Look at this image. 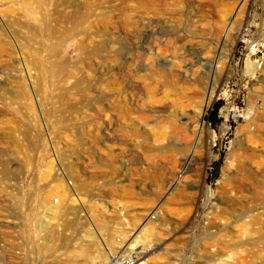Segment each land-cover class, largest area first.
<instances>
[{
    "label": "rangeland",
    "instance_id": "rangeland-1",
    "mask_svg": "<svg viewBox=\"0 0 264 264\" xmlns=\"http://www.w3.org/2000/svg\"><path fill=\"white\" fill-rule=\"evenodd\" d=\"M184 53L197 83L179 77ZM52 59L63 77L43 72ZM153 77L161 97L164 82L206 87L188 121L210 132L190 152L154 141ZM251 102L264 110V0H0V264H94L144 233L146 264H264V172L225 168L251 152L237 138ZM169 151L189 155L182 172Z\"/></svg>",
    "mask_w": 264,
    "mask_h": 264
},
{
    "label": "bare ground",
    "instance_id": "bare-ground-1",
    "mask_svg": "<svg viewBox=\"0 0 264 264\" xmlns=\"http://www.w3.org/2000/svg\"><path fill=\"white\" fill-rule=\"evenodd\" d=\"M66 22H68V21H66ZM56 47L53 46V47L49 48L50 49L49 52H50V55L52 57L54 55H56ZM187 51H185V53ZM185 53L182 54V60H180V59L178 60V61H180L179 62L180 63L179 64V68H180L179 70L181 71V76H179V77L181 79H182V77L187 78L188 72H191L192 78L197 83L199 81L197 78V72H196V70L191 69L192 67L187 68V65L185 64V61H184V58H186ZM31 65L34 68H38V69L40 68L37 65V62H32ZM176 67H177V64H176ZM43 72L52 76V77H59L60 75L63 77V74H64V70H63L62 65L56 59H52L50 61L49 66L43 69ZM145 79H144V81H145ZM153 81H154V77H153L151 83L144 84V86H142L143 87L142 90L145 92V94L149 100L148 106H149L150 110H151V108H155V109L160 108V109H163L164 111H166V113H167V115L165 114L166 120L162 122L163 123L162 125L160 123L159 128L155 131V133H156L155 138H154L155 142L156 141L159 143L161 142V144H162V142H164V143L167 142V145H163V147L159 151H164V149L166 148V150H170L172 152L173 150H175L176 148L179 147V146L176 147L177 145L175 146V144L180 142V144L181 143L184 144L185 148L187 149L186 151L190 152L192 147L189 143H190L191 139L194 138V136H196L198 134V131L201 130V133H207V134H209V132H210V127L208 124L205 123V121H201L200 126H199V124L194 126V123H193L194 119H192V122L188 121L189 120L188 110L194 108L196 101L201 96H203L205 94V90H206L205 88L206 87L202 84H197V85L189 84L188 85V84H185L184 82L182 84L179 82H177V83H171V82L165 83L164 82V85L169 86L171 88V91L169 93L162 94V96L163 95L164 96L161 97L160 93L163 91V84L162 83H154ZM210 102H211V96H208L205 99L204 107H207ZM248 107H249V111L247 113L248 118H246L245 124L240 127V129L238 131L239 136L237 138H238V142H239L240 147L243 145V143L245 141L248 144V147L250 148L251 152L249 154H244V156L242 157L239 153L236 152V150L231 149L232 151L227 155L226 165H225L226 166L225 168H227L228 166L231 167L234 162L240 161V159H244V162L242 163L243 164L242 165L243 166L242 171L244 172L246 179L251 178L256 173L264 172V110L263 109L261 110L260 108L256 107L255 103H253V102L249 103ZM159 112L161 113L162 111H159ZM119 113H121V111ZM152 114H153V112H152ZM157 114H159V113H157ZM182 118L186 119V121H183ZM194 143L195 142H193V144ZM191 144H192V142H191ZM194 145L196 147V143ZM201 146L203 148L205 147V148L209 149L210 144L203 140ZM182 148H180V150ZM185 148H183V149L185 150ZM178 149H177V151H178ZM183 149H182V152H183ZM195 152H197V151H195ZM197 153L201 154L200 152H197ZM174 157L175 156H172V153H171V155L162 156V159H164L167 162H170V164L174 165L175 167L179 166L178 168L182 172L184 166L186 165V161L189 158V155H186L184 158L181 159V161L179 160V162H176L177 160H174V159H178L179 157L178 158H174ZM246 162L255 163L256 164V169H255L256 171L252 172L251 170L247 169L246 164H245ZM175 171H177V169ZM175 171L173 170V172H175ZM172 176L175 177L174 174ZM186 186L187 185L183 186L179 181L178 187L179 188L181 187L180 188L181 191L186 190L187 189ZM244 188H245V186H244V184H242L241 190H244ZM258 188H259V190H258L259 198L264 199V196H262V193L264 192V186H258ZM236 199L237 198H235L234 200H230L229 203L235 202ZM263 202H264V200H263ZM66 222H67V224H66L67 227L75 226L77 223V221H75V220H74V222H69V221H66ZM51 228L52 227H47V230L48 229L51 230ZM49 235H50V238L54 239V242H60L64 249L66 248L67 250H73L72 252H75V251L79 252L78 253L79 257L85 258V260H89L90 258L93 257L92 253L90 252L89 246H87L86 244H84V243L83 244L82 243L72 244L71 242L68 243L67 242L68 240L63 239L61 236H53L51 233H49ZM49 235H47V236H49ZM148 238H149V235L147 233H144L140 239H137L131 243L130 248L126 249L123 252V255H127V254L130 255L137 249L142 250L144 252V254H148V252L151 249L150 248L144 249V247L146 245H148V243H149ZM46 240H48V239H46ZM174 240H176V237H174ZM80 241H82V239H80ZM80 241L78 240V242H80ZM167 246H164V247L161 246V248L163 249ZM6 252H7V250H6ZM115 252H117V249H115V248L109 249L107 252L106 251L104 252V250L100 251L98 253V256L95 257V258H97L96 259L97 261L94 264H97L100 260L106 261L105 264L112 263L118 256V254H116V256H115ZM120 253H122V252H119V254ZM8 256H10V255H8ZM70 256H71V253H70ZM149 260H150V257L147 259V262Z\"/></svg>",
    "mask_w": 264,
    "mask_h": 264
},
{
    "label": "built area",
    "instance_id": "built-area-1",
    "mask_svg": "<svg viewBox=\"0 0 264 264\" xmlns=\"http://www.w3.org/2000/svg\"><path fill=\"white\" fill-rule=\"evenodd\" d=\"M110 264H146V261L142 254L134 251L130 255L127 254V255L117 257Z\"/></svg>",
    "mask_w": 264,
    "mask_h": 264
},
{
    "label": "trees",
    "instance_id": "trees-1",
    "mask_svg": "<svg viewBox=\"0 0 264 264\" xmlns=\"http://www.w3.org/2000/svg\"><path fill=\"white\" fill-rule=\"evenodd\" d=\"M218 109H219V107L217 106V107L215 108V111H214V117L217 116ZM208 120H209L210 123H214V121L211 120L210 118H209Z\"/></svg>",
    "mask_w": 264,
    "mask_h": 264
}]
</instances>
